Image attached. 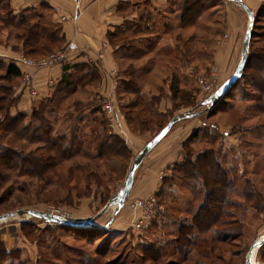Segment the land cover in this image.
Returning <instances> with one entry per match:
<instances>
[{
	"label": "rangeland",
	"instance_id": "rangeland-1",
	"mask_svg": "<svg viewBox=\"0 0 264 264\" xmlns=\"http://www.w3.org/2000/svg\"><path fill=\"white\" fill-rule=\"evenodd\" d=\"M145 1L130 0L126 4L127 12L131 16L136 15L131 22H137L141 16L156 17L154 8L147 7L145 12ZM211 2L214 7L203 13L194 27L181 30L176 21L166 23L162 20L156 21L150 31L137 35L138 38H143L144 43L140 47L134 43L132 48L138 47L147 53L141 59L136 56H131L134 61L125 59L123 51L115 56L119 73L128 72V77H137L140 85L139 94L125 92L122 95L119 91L114 99L128 138H123L117 130H113L103 110L105 96H101V82L78 89L62 101L55 111L48 110L46 118L52 125L54 137H59L60 134L71 137L76 134L75 130L80 137V130L86 129L85 133H89L91 126H99L101 129L103 122L107 134L125 144L128 150L126 158L121 157L113 162H109L111 159L107 161L96 158L97 144L94 147L92 139L85 134L83 150L71 159L59 163L51 173L36 169L31 162V165L23 164V174L18 175L15 166L17 164V169H20L21 155L29 160L42 158L44 161L49 156H55V153L37 139L31 144L16 134L5 133L3 128L7 122L6 114L0 110V147L8 152L9 159L7 164L4 161L7 166L0 163L1 171L6 177L5 181L0 180V216L16 213L0 222V228L6 225L17 226L22 236L21 249L11 248L8 251L3 245L6 252L12 253L11 258L3 264H245L246 255L253 247H256L254 263L264 264V211L257 214L251 211L252 215H248L244 209H237L239 217L225 219L231 225L219 228L222 232L220 237L209 232L203 237H195L192 247L182 248L176 245L174 233L181 224L190 223L196 210L205 203V191L200 185L193 186L194 190L191 187L182 188L181 175L174 173V167L167 173L162 193L158 197L154 196L158 205L163 207L156 218L138 225L140 213L131 209V203L135 201L131 198L123 207L118 206V213L113 206V201L124 188L129 169L146 144L171 119L193 114H200V117L176 121L170 133L153 150L161 144H184V156L187 158L188 154L190 158V155L198 157L204 150L217 151L221 147L223 154L239 166L240 169L235 171L238 175L250 173L253 168L257 171L258 164L263 166L250 178L264 195V144L256 137L257 127L264 125V115L257 114L251 108L252 104L245 101L251 98L252 89L245 81H240L231 93V98L224 100L225 105L221 106V110L206 118L212 104L208 102L210 94L200 81L213 83L214 93L234 74L241 60L243 39L249 26V17L240 4L231 0ZM227 6L236 10L233 12L235 15L239 14L235 21L241 28L238 34L241 44L237 52L232 46L226 47L230 40V25L226 17L230 9ZM260 7L261 5L253 11L254 16ZM162 9L163 14L170 13L169 6ZM42 12L48 14L47 10ZM5 18L7 22L10 21L9 17ZM258 22L253 29L255 35L251 41V49L260 51L264 50V20L260 18ZM21 34V29L0 21V45L11 46L14 51L16 48L24 59L39 62L64 50L63 44L59 48L46 46L47 51L26 56L21 40L17 39V35ZM146 41L151 42L147 44ZM131 65L133 68H130ZM0 74H4V70ZM12 83L3 81L2 85L13 90L12 85H23V78ZM8 94L6 92L7 96ZM40 102H36L35 106ZM136 102L139 106L135 112L143 109V116L149 114V122L141 131L138 130V124L134 127L126 120L125 106ZM93 103L99 113L91 115V108H95ZM204 121L207 122L206 130L200 132L194 144L186 145L187 140L201 128ZM29 122L31 117L21 125H16V132L25 135L20 130ZM33 124L35 127L39 126V123ZM213 126L217 130L212 129ZM32 135L37 138L35 132ZM11 165L14 168L9 171ZM140 166L135 171L136 184L142 178L143 167ZM241 190L249 191L246 186L240 188L238 193ZM122 208L129 217L133 216L132 223L111 224L112 219L121 218L124 211H120ZM51 209H59L70 218L65 220H93L101 228L76 230L49 224L30 214L32 211L47 213ZM22 221L25 225H21ZM229 226L232 227L228 231L226 229ZM238 234L241 235L237 239ZM225 236L230 238L229 245L221 241ZM152 246L162 252L160 262H145L140 259L143 249Z\"/></svg>",
	"mask_w": 264,
	"mask_h": 264
},
{
	"label": "trees",
	"instance_id": "trees-1",
	"mask_svg": "<svg viewBox=\"0 0 264 264\" xmlns=\"http://www.w3.org/2000/svg\"><path fill=\"white\" fill-rule=\"evenodd\" d=\"M144 6L145 12L147 11V7L150 9L154 8L156 17L148 15L144 18L141 16L138 20L139 22H127L122 27L117 28L115 32L108 34L109 42L117 48L116 55L119 51H123L122 54L125 59H132L131 56H136V58L141 59L147 53L141 48H138L140 47V44L144 43L142 40L143 38H138V36H141L143 31H150L151 26H153L156 21L161 22L164 20L166 23L176 21L181 30H187L190 27H194V25L202 17L203 13L214 7L212 6L211 0H166V4L161 7L154 6L146 0ZM165 6L170 7L169 14L162 13V8H165ZM123 7V5H120V9H123ZM44 10H47L48 14H44L42 12ZM44 10L40 12H23L19 16H14L10 8L9 0H0V21L6 24L9 23V25L23 31V34L19 36L17 35V39L21 40V46L26 56H35L41 51H47L48 49L46 46L59 48L64 42L61 27L53 24L52 22L51 8L48 7ZM6 16L9 17L10 21L7 22V18H5ZM156 18L159 20H156ZM260 18L264 20V2L261 4L258 13L254 16L253 29L255 27V23H259L258 21ZM166 25L168 26V24ZM253 29L251 33V41L255 35V33H253ZM251 41L249 46L248 61L241 79L218 106L209 110V113L206 116L207 119L213 113L221 110V106L225 105L224 100L231 98V93L239 85L240 81H245L249 88L252 89L251 98H248L245 101H249V103L252 104L251 108L257 114L264 115V50H252ZM150 42L151 41H146L147 44H150ZM45 43H48V45H45ZM134 43L139 46L137 48H132ZM155 49L156 47L153 48L154 51ZM15 51H17L16 48ZM132 61H134V59H132ZM130 68H133V66L131 65ZM2 70H4V74H0V110L6 114L7 121L4 125L3 131L5 133L10 132L12 134H16L19 138H22L23 140L25 139V141L31 144L37 139L39 143H42L47 149L55 153V156H49L44 159V161L42 158H36V160L30 158L29 160L28 158H23L21 155L19 160L20 169H17V164L15 166V171H17L18 175L23 174V164L31 165V162L34 163L36 169L43 170L46 173H51L58 167L59 163L71 159L83 150L85 134L86 137L89 135L87 138L92 139L94 147L97 144L96 158H104L106 160L111 159L109 162H113L118 158L127 157L128 150L125 144L118 138L108 135L103 122L101 124V129L98 128L99 126H91L92 129L89 133H85L86 129H84V131L80 130V137L76 130V134L71 137H68L67 134H60L59 137H54L52 125L49 124L46 118L49 109L52 112L55 111L62 101H64L69 95L78 91V89L101 82V75L98 68L94 66H77L71 74L64 77V80L58 85L51 96L42 100L38 106H33L32 112L29 116L18 115L16 117H10L8 112L10 108L17 104L18 98L14 97V91L12 89H7L5 87L6 85H2V82L7 81L12 83L16 80L22 79L24 75H22L14 64H7L0 61V72H2ZM136 79L137 77L135 76L128 77V72H120L119 82L121 85L120 92H122L120 94L123 95L125 92L128 94H139L140 85ZM6 92L9 93L8 96L6 95ZM93 104L95 108H91V115L99 113L96 104ZM138 106V102L132 103L130 106H125L126 120L131 126L135 127L138 124L140 127L138 130L141 131V129L144 130L145 126H147L149 122L147 119L149 114L143 116L145 114L143 109L135 112ZM28 117H31V122L23 125L20 130L25 132V136L16 132L17 130H15V127L16 125H21V123ZM191 117H200V114H193L192 116L185 115L181 118L175 117L170 121L175 120L176 123V121H181L186 118L189 119ZM170 121L166 124V126L170 123ZM35 122L39 123L38 127L34 126L33 123ZM206 127L207 122H202L201 128L191 135V137L187 140L186 145L194 144L199 138L200 132L202 130H206ZM164 128H162L159 132H161ZM212 129L217 130L215 126H213ZM257 129L256 137H258L264 144V125L263 127H257ZM34 132L36 133L37 138L32 135ZM7 153L8 152L0 147V163L3 162V166L7 164L6 162H9ZM186 156L187 158L184 156L183 164L174 166V173H179L181 175L180 182L182 188L191 187V189L194 190V188H192L193 186L200 185L205 191V203L196 210V213L193 215L190 223L181 224L176 233H174V238L176 239L175 243L177 246L182 248L192 247L194 245L193 242H195V237H203L209 232L214 233L215 237H220L222 232H220L219 228L231 225L225 219L234 217L235 219L238 218L240 215V209H244L248 215H252L251 211L256 212V214L264 211V195L261 191H259L254 180L250 178V176L258 173L263 166L258 164L257 171L253 168L250 173L243 172V174L238 175L235 171L240 169L239 166L236 165L234 161H230L228 157L223 154V149L221 147L218 148L217 151L204 150L195 160H193V155H190V158L188 154H186ZM85 157H87L86 154ZM4 161L6 164H4ZM12 165L9 167V171L13 170L14 167L12 168ZM24 174L30 175L26 172H24ZM4 175L5 174H3L0 168L1 181L6 180ZM243 186H246L249 191L247 192L246 190H241V192L238 193L239 189H242ZM161 191L163 190L161 189L158 192L156 195L157 197L162 193ZM193 193L196 194L195 191ZM22 222L23 223H21V225H25V222ZM235 223L236 225L238 224L237 222ZM230 227L232 226H229L226 230L229 231ZM95 228L97 229L101 227L93 222L92 225L72 229L92 230ZM240 235L241 234H238L236 238ZM229 239V236H225V238L221 241L229 245ZM150 251H153L154 253ZM11 255L12 253L6 252L3 244H1L0 264L5 263L8 258H11ZM162 257V252L156 248L154 249L152 246L143 249V254H141L140 259H143L145 262H160Z\"/></svg>",
	"mask_w": 264,
	"mask_h": 264
},
{
	"label": "crops",
	"instance_id": "crops-1",
	"mask_svg": "<svg viewBox=\"0 0 264 264\" xmlns=\"http://www.w3.org/2000/svg\"><path fill=\"white\" fill-rule=\"evenodd\" d=\"M129 1L9 0L14 16H19L23 12H40L45 8H51L52 22L61 27L62 36L64 37V50H67L66 59L61 64L37 69L20 62L22 59L20 51H14L11 46L0 45V61L14 64L22 75L30 74L32 77L31 88H26L22 83L13 86L14 97L18 98V102L14 107L10 108L9 116H29L36 102L51 96L64 80V77L71 74L77 66L99 68L102 84L101 96H105L104 98L112 96L115 99L121 89V85L119 82V68L115 59L117 48L109 42L108 34L115 32L117 28L136 18V15L131 16V13H128L125 8ZM147 1L158 7L166 4V0ZM239 1L252 12L257 10L264 2V0ZM120 5L124 6L123 9H120ZM227 8L230 9L226 16L230 25V40L226 47L232 46L236 48L235 52H237L241 44V41L238 40L241 28L235 21L238 20L237 16L239 14L235 15L233 12L236 10L233 11L228 6ZM184 120H190V118ZM196 158V155H194L193 160ZM183 162L184 144H161L141 164L140 167H143L142 178L140 183L136 184L134 177V185L129 199L144 200L150 196H156L164 187V179L169 169L175 165L183 164ZM117 209L118 207L115 209L116 213H118ZM123 210L124 208L120 211L122 212ZM121 215V218L112 219L111 224L126 225L128 222L130 224L133 216L129 217L125 210ZM1 244L6 246L8 251L11 248L21 249L22 236L17 226L6 225L0 228Z\"/></svg>",
	"mask_w": 264,
	"mask_h": 264
},
{
	"label": "water",
	"instance_id": "water-1",
	"mask_svg": "<svg viewBox=\"0 0 264 264\" xmlns=\"http://www.w3.org/2000/svg\"><path fill=\"white\" fill-rule=\"evenodd\" d=\"M235 3H240L239 0H231ZM241 4V3H240ZM242 8L245 10L249 17V26L245 33L242 52H241V60L234 72V74L223 84L221 85L216 92H214L208 102L212 104V109L218 106L222 100L227 96V94L237 85L238 81L241 79L243 72L245 70L246 63L249 57V46L251 41V33L254 24V14L251 10H249L245 5L241 4ZM175 120H172L161 132H159L146 146L143 148L141 153L135 158L131 169L127 175V179L124 185V188L119 196L115 198L113 204H117L119 207H123L125 203L128 201L131 191L134 185V177L135 171L138 166H140L146 157L150 154V152L170 133L172 127L174 126ZM31 215L46 220L49 224L71 227V228H82L93 224V220H65L61 219L55 215H51L46 212H30ZM16 213H8L0 216V222L9 219L10 217L15 216ZM256 247H253L245 258V264H257L252 262V254Z\"/></svg>",
	"mask_w": 264,
	"mask_h": 264
},
{
	"label": "built area",
	"instance_id": "built-area-1",
	"mask_svg": "<svg viewBox=\"0 0 264 264\" xmlns=\"http://www.w3.org/2000/svg\"><path fill=\"white\" fill-rule=\"evenodd\" d=\"M66 51L63 50L57 54H54L45 60L39 61V62H32L27 59H24L22 57L21 63L26 64L28 66L35 67L37 69H43V68H48L52 67L55 65L61 64L65 59H66ZM31 81L32 77L30 74H26L23 77V85H26L28 87H31ZM202 85L205 86V91H207L210 96L213 94V89L214 85L213 83H208L204 81H200ZM209 96V98H210ZM208 98V99H209ZM103 110L106 113L107 117L109 118V121L111 123V126L113 130H117L118 133L123 138H128L124 128H123V123L121 121L120 115L118 114V111L116 109V106L114 105V99L112 96H108L105 98V101L102 104ZM131 209L134 210V212L139 211L140 216L138 219V225H143L144 223H147L151 221L152 219L156 218V216L163 211V207L158 205L156 202V198L151 196L150 198H147L145 200H135L131 203ZM51 215H55L60 218L64 219H70L67 218L66 214H63L59 209H51L49 212H47ZM136 223V224H137Z\"/></svg>",
	"mask_w": 264,
	"mask_h": 264
},
{
	"label": "bare ground",
	"instance_id": "bare-ground-1",
	"mask_svg": "<svg viewBox=\"0 0 264 264\" xmlns=\"http://www.w3.org/2000/svg\"><path fill=\"white\" fill-rule=\"evenodd\" d=\"M118 207V205L117 204H115L114 205V209H116ZM255 249H254V251H253V254H252V262L254 263V256H255Z\"/></svg>",
	"mask_w": 264,
	"mask_h": 264
}]
</instances>
